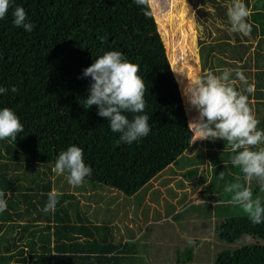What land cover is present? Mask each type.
<instances>
[{"label": "trees", "instance_id": "16d2710c", "mask_svg": "<svg viewBox=\"0 0 264 264\" xmlns=\"http://www.w3.org/2000/svg\"><path fill=\"white\" fill-rule=\"evenodd\" d=\"M221 1L231 4V0ZM181 2L184 17L185 2ZM243 2L252 12L247 18L252 25L249 37L235 33L234 43L227 39L215 41L208 46L207 52L211 53L203 60L212 68L216 61L213 47L227 49V55L217 58L221 63L215 68L222 71L223 65H229L251 74L252 80L247 81L254 84L255 91L245 95L259 121L258 129L264 130V0ZM17 6L25 9L28 21L34 25L31 32L13 25L12 12ZM217 9L221 11L219 17L224 18L222 22H229L227 10L223 11L222 5ZM155 19L160 23L158 16ZM113 50L139 65L138 75L146 87L143 114L150 117L151 130L131 144L118 142L120 134L112 132L108 121L97 115V106L84 107L91 78L83 77V70ZM234 77L235 71L230 78ZM12 86L18 91L0 94V109L15 112L24 130L16 140H0V192L8 194L7 210L0 212V264H170L171 259L184 264V260H192L193 247L173 252L169 237H144L147 228L141 229L138 237L129 231L121 233L107 217L112 211L109 207L101 213L98 207L92 217L82 213L81 207L85 206L79 205L75 193L84 192L82 184L75 191H69L67 185L56 190L61 195L55 212L44 213L47 193L53 190V180L44 175L51 168L31 160L42 145L51 147L55 156L75 145L83 150L84 163L95 177L86 179L100 184L99 189L103 184L100 180L127 173L131 176L127 192L133 194L191 146L193 133L181 100L171 93L177 83L149 4L138 6L133 0H12L7 14L0 19V87ZM126 115L132 118V114ZM215 142L218 148L207 143L206 155L210 154L211 164L224 172L228 185L237 182L228 171L239 172L244 184L240 169L230 163L234 153L227 142ZM42 166L46 171L40 170ZM21 168L22 173L11 175ZM254 182L257 193L259 184ZM220 196L208 197L217 200L215 206L228 201L230 209L231 194ZM89 197L102 205L104 195ZM172 198L174 202L168 204L175 207L173 214L169 211L165 221L157 216L153 224L177 225L168 220L179 214L176 203H183V195L176 197L175 191ZM261 202L264 205V199ZM224 211L220 215H226ZM156 229L168 234L166 226ZM213 232L227 243L243 234L264 239V222L254 225L245 213L229 215L214 225ZM124 235L130 238L122 241ZM213 264H264V244L221 250Z\"/></svg>", "mask_w": 264, "mask_h": 264}, {"label": "rangeland", "instance_id": "374dc122", "mask_svg": "<svg viewBox=\"0 0 264 264\" xmlns=\"http://www.w3.org/2000/svg\"><path fill=\"white\" fill-rule=\"evenodd\" d=\"M183 2H185L184 15L187 14L184 17L181 15V9H183L181 0H149L148 4L151 8L157 31L163 41L169 66L177 83L176 89H172L171 93L176 94L181 100L189 124L190 121H195L198 113L195 108L190 107L186 102L184 90L188 81L191 82L197 76H204L208 72H212L213 74L221 72L216 69L219 67L218 62L221 63L217 58L227 55L228 50L213 47L217 62L214 61V67L211 68L208 61L204 62L203 60L211 53V51L207 52L208 46L215 41L222 42L223 39L229 40V43H234L236 42L234 40L236 34L230 31L229 22H222L224 18L222 16L219 17L221 11L217 9L218 5H222V10L226 11L230 5L228 1L215 0L213 2L212 0H205L202 2L201 0H194L191 3L188 0H183ZM155 16L161 19L160 23H156ZM255 43L256 39L250 44L254 46ZM222 68L232 69L233 71L237 70L235 66L229 65H223ZM243 74L247 80L251 79L250 73L243 72ZM232 80L234 81L233 85L243 92L241 89L245 85L241 84L236 79V76ZM181 83L182 85H180ZM197 138L198 135H194L193 133L190 141L191 146L182 155L178 156L177 160L168 164L156 176L146 182V184H143V187L137 193L133 194H128L127 192L131 187V176H128L127 173L120 177L112 175L108 179L100 180L103 184L98 189L100 184H95L96 182L86 179L95 178L92 172L82 183L84 192L78 193L75 191V187L68 184V174L66 172L57 175L52 171L57 156L53 153L52 148L47 145H42L38 148L35 154L32 155L31 160L51 168L50 172L46 171L44 166L40 167V170L46 171L47 174L44 176L51 177L53 180V190H59L63 185H67L69 191H75L79 199V205L85 206L81 207L82 213L87 212L88 216L92 217L98 207H100L99 212L109 207L112 211L111 216L108 214L107 217L110 216L111 223L121 233L129 231L139 234L141 229L147 228L146 233L143 235L144 237H169L170 245H172L170 249L173 252H175L176 248L181 253L182 249L186 246L193 247L192 260H184V264H213L216 254L221 250H233L243 245L254 243L264 244V239L243 234L232 243H227L219 240L214 234L207 241L206 237H200V233H195L196 230L204 232L206 229L208 237L210 232L213 233L214 225L221 222L225 216L244 213L239 205L231 202L229 203L230 209H227L229 207L226 204L228 201H222L221 203L224 205H211L217 203V200L211 199L208 196L226 194L227 192L224 189L228 185L227 183H229L228 177L224 176V172L223 179L218 177L221 172H219L215 165L211 164L212 159L210 154L206 155L207 143H213L211 148H218L215 141H220L221 139L200 140ZM222 141L225 143L224 140ZM22 171H24V168L13 171L11 175L22 173ZM228 173L232 176L234 174L235 180H237V177H241L237 171H228ZM211 176L213 178L210 181ZM179 179L180 181L177 184ZM221 180H223L222 184ZM90 186H94V189L92 190ZM250 187L253 192V198H259L262 201L264 199V191H261L260 186L258 185L257 193H255L256 184L254 180L251 182ZM219 189L221 192H216ZM173 190L176 191V197L183 195V203H176V212L179 214L168 220L173 224L177 223V225L170 227L167 224H153L157 220L156 215L165 218L167 211L173 212L175 207L172 204H168L169 201L174 202L172 193L175 191ZM94 194L104 195L101 200L102 205L97 204L92 197H89ZM221 210L227 211L226 215H220ZM98 217L101 218L99 214ZM193 218H196V221L188 224V221ZM181 219L184 220V223L178 224L177 221H182ZM23 221H26V218ZM36 222L38 223V221ZM125 226L128 227L126 231ZM158 226H166L168 234H162L160 229H156ZM127 237L129 236L124 235L123 240L128 239ZM189 240L192 243H189ZM199 243L203 244L202 251L199 249ZM207 247L208 250L206 251ZM148 249L151 250L149 247ZM169 263L178 264L173 259Z\"/></svg>", "mask_w": 264, "mask_h": 264}, {"label": "clouds", "instance_id": "9594fccd", "mask_svg": "<svg viewBox=\"0 0 264 264\" xmlns=\"http://www.w3.org/2000/svg\"><path fill=\"white\" fill-rule=\"evenodd\" d=\"M138 6H144L149 0H133ZM12 0H0V19H3L11 6ZM147 14V13H146ZM251 10L243 0H231L227 7L230 31L244 36L250 35L252 25L247 18ZM12 23L17 28L31 32L34 25L28 21L23 7L17 6L12 12ZM140 67L128 61L119 51H107L83 70V77H90L89 95L85 99L87 109L97 106V115L108 121L112 132L119 133V141L131 144L146 137L151 128L150 117L144 113L146 87L138 75ZM233 70L225 68L219 75L208 72L189 82L184 90L187 104L198 113L195 121L189 122V129L200 140L222 139L234 153L230 157L233 167L240 169L244 184L237 177V182L229 184L224 191L231 194L230 202L239 205L248 219L255 225L264 222V205L259 198H253L250 187L255 180L264 191V130L258 129L259 121L248 102L246 93H254V84H249L241 70H235L236 79L246 87L243 92L237 90L230 78ZM8 91L16 93L15 86L10 89L0 87V94ZM132 114L129 119L128 115ZM24 126L19 117L10 108L0 109V140H16ZM52 171L61 175L65 172L67 182L73 187L80 186L91 175V168L84 163L83 150L75 145L61 151ZM223 179V172L218 176ZM247 184L248 186H245ZM6 192H0V212L7 210ZM61 195L56 190L47 193L44 213H54ZM192 243L191 240L188 241Z\"/></svg>", "mask_w": 264, "mask_h": 264}, {"label": "crops", "instance_id": "0c3cea01", "mask_svg": "<svg viewBox=\"0 0 264 264\" xmlns=\"http://www.w3.org/2000/svg\"><path fill=\"white\" fill-rule=\"evenodd\" d=\"M202 200H203V199H202ZM184 203H185V202H184ZM215 204H216V203H215ZM215 204H211V205L215 206ZM131 211L134 212L133 209H131ZM167 212H168V214L166 213V214H167L166 217H168V216L170 215V214H169V211H167ZM83 213H86V215H88L87 212H83ZM110 216H111V215H110ZM156 216H158V215H156ZM158 217H159V216H158ZM166 217H165V218H166ZM162 219H164V218H162ZM110 221H111V220H110ZM182 221H184V220H182ZM195 221H196V218H193V219L189 220L188 222H191V223H192V222H195ZM135 222H136V221H135ZM135 222H134V223H135ZM125 231H126V229H125ZM195 233H196V234H199V233H200V237H201V236H202V237H206V240H207V241H209L210 236H212V234H214V232H213V233L210 232V233L208 234V237H207V234H206V233H207V230H206V229H205L204 232H203V231L200 232V230H196ZM133 234L135 235V237H138V235H139L138 233H137V234L133 233ZM123 238H124V237H122V241H125V240H123ZM127 238L129 239L130 237H127ZM126 240H127V239H126ZM208 246H209V245H208ZM202 247H203V244H202V243H199V249H201V251L203 250ZM207 250H208V247H207L206 251H207ZM131 252H132V251H131Z\"/></svg>", "mask_w": 264, "mask_h": 264}]
</instances>
